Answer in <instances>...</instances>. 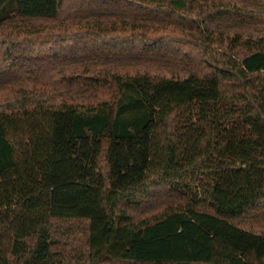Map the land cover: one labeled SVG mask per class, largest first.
I'll list each match as a JSON object with an SVG mask.
<instances>
[{"label": "trees", "instance_id": "16d2710c", "mask_svg": "<svg viewBox=\"0 0 264 264\" xmlns=\"http://www.w3.org/2000/svg\"><path fill=\"white\" fill-rule=\"evenodd\" d=\"M258 28L264 0H15L0 264H264Z\"/></svg>", "mask_w": 264, "mask_h": 264}, {"label": "rangeland", "instance_id": "374dc122", "mask_svg": "<svg viewBox=\"0 0 264 264\" xmlns=\"http://www.w3.org/2000/svg\"><path fill=\"white\" fill-rule=\"evenodd\" d=\"M164 1L167 4H170L172 1H176V0H164ZM14 11H15V0H0V17L12 14ZM258 30H260L262 33H264V29L258 28ZM250 33H252L253 35H256L255 31H252ZM6 105H7L6 103L4 104V103L0 102V108H4ZM187 191L186 192L191 196H192V193L195 195L198 194V188H196L194 186L188 188ZM206 197H207V195H206ZM189 198H190V196H189ZM155 209H156V207H154V208L151 207L150 210H155ZM238 223H239V225H241L244 228L252 229L254 231H263L264 232V214L261 216L243 218Z\"/></svg>", "mask_w": 264, "mask_h": 264}]
</instances>
